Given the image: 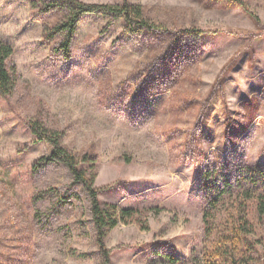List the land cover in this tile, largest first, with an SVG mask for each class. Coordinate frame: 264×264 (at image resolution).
I'll list each match as a JSON object with an SVG mask.
<instances>
[{"label":"rangeland","instance_id":"rangeland-1","mask_svg":"<svg viewBox=\"0 0 264 264\" xmlns=\"http://www.w3.org/2000/svg\"><path fill=\"white\" fill-rule=\"evenodd\" d=\"M129 1L155 23L202 31L155 56L150 68L166 63L177 72L155 77L159 92L148 91L152 72L137 65L155 39L86 13L63 59L52 51L56 40L43 37V21L56 15L39 18L27 0H0V37L13 47L8 65L18 75L14 94L0 97V264H102L86 189L61 162L41 159L50 146L25 118L95 154L101 201L141 211L147 227L133 220L107 232L111 264H199L200 171L264 167V0H244L258 24L230 1Z\"/></svg>","mask_w":264,"mask_h":264},{"label":"trees","instance_id":"trees-1","mask_svg":"<svg viewBox=\"0 0 264 264\" xmlns=\"http://www.w3.org/2000/svg\"><path fill=\"white\" fill-rule=\"evenodd\" d=\"M27 1L35 16L41 18L44 13L57 16L52 23L43 21V37L49 42L56 40L57 44L51 46L52 51L63 59L71 56L70 46L77 24L86 13H98L110 21L122 20L128 35L141 34L155 39L153 48L148 49L137 63L138 67H145L144 70L152 72L149 84L154 86H149L148 91L154 90V93L161 91L156 88L158 84L154 83L155 77L167 73L168 69L170 77L174 78L177 74L171 73L173 69L171 65L167 67L166 63L150 68L155 56L165 50L183 49L186 46L184 42L180 43L183 38L198 37L202 32L196 28L171 29L164 24L155 23L147 16L142 5L129 0L118 3H90L82 0ZM224 1L240 5L259 23V17L247 8L244 0ZM12 54V45L0 37V97L4 99L14 94L18 81L17 72L8 65ZM24 121L37 140L50 146V151L41 159L61 162L71 172L73 182L81 183L86 189L102 264H111L110 250L105 245L107 232L120 223L133 220L142 221L143 227H147L140 217L141 211L99 199V188L94 184L97 175L94 153L68 147L62 141L61 131L41 119L25 118ZM200 180L204 195V241L199 264H259L264 257V236H257L258 227L264 222V167L259 164H212L200 171ZM167 257L171 262L176 261L172 255Z\"/></svg>","mask_w":264,"mask_h":264}]
</instances>
